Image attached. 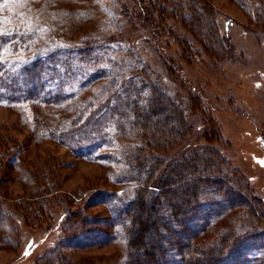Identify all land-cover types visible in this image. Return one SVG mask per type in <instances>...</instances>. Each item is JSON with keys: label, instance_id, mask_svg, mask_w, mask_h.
Returning <instances> with one entry per match:
<instances>
[{"label": "rangeland", "instance_id": "obj_1", "mask_svg": "<svg viewBox=\"0 0 264 264\" xmlns=\"http://www.w3.org/2000/svg\"><path fill=\"white\" fill-rule=\"evenodd\" d=\"M34 59L58 96L4 99L1 83ZM132 74L147 75L149 91L184 115L186 135L165 159L213 153L229 170L210 174L199 162L201 181L231 186L228 196L202 193L184 234L160 219L171 218L161 194L153 213L138 214L136 256L173 235L200 255L192 246L216 244L218 231L253 229L224 264H264V0H0V264L130 263L123 208L141 184L127 154L145 142L126 104ZM193 180L171 178L164 192L190 193ZM207 221L212 228L192 238Z\"/></svg>", "mask_w": 264, "mask_h": 264}, {"label": "trees", "instance_id": "obj_2", "mask_svg": "<svg viewBox=\"0 0 264 264\" xmlns=\"http://www.w3.org/2000/svg\"><path fill=\"white\" fill-rule=\"evenodd\" d=\"M83 50L84 49L80 52H83ZM37 62L38 60L34 59L29 64H25L23 69H21L23 76L21 73H18L20 76L18 74L11 75L9 78H5V81L1 80L3 83L0 81L3 90L5 89L7 91L3 96L4 99L17 102L41 100L45 104H49L51 103L52 97L58 96V93L54 94L46 90L45 83L42 82L41 73L38 69L39 64ZM135 75L136 74H132L129 76L128 80L131 82L129 86H125L126 89H128L126 104L132 106L133 115L135 117L133 123L137 124L138 127H142L140 129L145 136L143 137L142 135L141 138L145 140V142L143 144L134 145L133 151H128L127 154L132 168L134 169V178L136 182L141 184L139 188L136 189L133 199L123 208L124 215L128 218L131 228V233L128 236V243H130L133 248V250H131L133 258L128 264H224L231 251L238 249L245 242L253 241L257 236V231L249 229L247 232L239 234H236L234 230H226V232L218 231L216 244L209 242L205 245L201 243L192 246V250L198 248L199 251L202 252L200 255L193 253L191 248L190 251L188 248H184V246L188 245L187 241L180 240L173 235L168 242H160L156 249H153L151 245H149L148 248H142L143 257L136 256L135 250L137 251L139 249L137 244L139 245L141 237L145 233L143 227L141 228V226H139L138 214L145 212L147 206H149V210L159 206V196H161V194L166 196V199L163 198L161 202L167 204L169 207L171 218H168L165 214H161L160 219H162L165 225L167 224L169 229L174 226L178 228L177 230L180 234H184L187 233L190 228V224L188 223L190 217L196 213V210L202 205V193L207 188L214 187L219 193L228 196L226 189L230 190L231 186L225 182L215 185L211 179L201 181L202 178L198 175V171L196 170L199 162H202V170L210 172V174H212L211 172H218L219 170L224 172L229 170L226 168L225 161L223 163L222 161L219 163L220 160L216 161V157L212 155L213 153L210 155H203L199 153L197 149L193 150L189 157H186V160L182 158V160L179 161L180 165H175L176 162H172L175 159H172V161H167L165 159L166 156L168 157V152L175 150L182 144L181 141L186 135L185 133L187 130L185 129L184 115L181 109L177 107L176 104L169 101L162 92L156 91L152 94L149 91V79L147 75ZM19 80L21 81L20 83L18 82ZM133 88H139V93L137 90H133ZM165 105L168 107L167 113L161 114V118L155 117V111ZM171 119L173 120V124L176 119L183 128L181 130L175 129ZM75 122H77L73 124V126L76 125L75 128L82 124L81 122L79 123V118H76ZM68 132V130L63 133L60 132L59 136L65 138L70 134ZM168 149L171 150L167 151ZM212 152H214V150H212ZM174 174L178 175L175 176ZM186 174L193 175L194 177L191 183L192 185H190L191 192L187 194L184 193L182 196H175L176 198H171L170 193L166 195L164 192V189H166V187H164L166 181L171 180V178H184ZM141 177H144V179L140 180ZM229 178L232 179L230 183L236 185V187L242 185L241 187L246 188L241 177L233 174ZM186 189L187 187H185L184 190ZM235 194L239 195L237 191H235ZM176 199L177 201H175ZM227 199L230 202L232 198L228 197ZM132 209H134V215ZM151 211L153 213V210ZM150 223H152V221H150ZM211 228V221H207L201 229L192 232L190 235L193 238L205 233ZM151 230L156 237H159V235L163 233L161 231L162 229L155 226V223H153Z\"/></svg>", "mask_w": 264, "mask_h": 264}]
</instances>
